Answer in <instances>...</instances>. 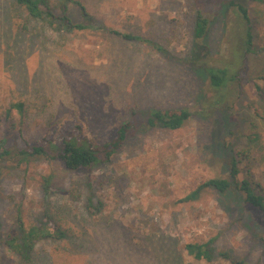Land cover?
<instances>
[{"label":"rangeland","instance_id":"rangeland-1","mask_svg":"<svg viewBox=\"0 0 264 264\" xmlns=\"http://www.w3.org/2000/svg\"><path fill=\"white\" fill-rule=\"evenodd\" d=\"M80 1L105 27L165 52L96 29L66 33L29 22L27 30L25 12L0 0V153L70 137L100 146L131 112L137 125L110 161L78 171L46 156L0 157V264H170L176 256L228 264L219 256L195 262L183 249L209 239L216 252L264 264V218L243 206L234 186L183 201L199 184L228 178L232 155L237 182L250 174L264 188V0H245L256 52L241 68L240 24L224 0L209 7L203 41L194 38L195 0ZM70 13L80 20L75 6ZM194 55L207 66L238 67V81L211 88L190 64ZM15 103L22 112L8 114ZM180 108L193 115L177 130L143 126L153 110ZM17 217L66 237L39 240L21 261L5 245L18 233Z\"/></svg>","mask_w":264,"mask_h":264},{"label":"trees","instance_id":"trees-1","mask_svg":"<svg viewBox=\"0 0 264 264\" xmlns=\"http://www.w3.org/2000/svg\"><path fill=\"white\" fill-rule=\"evenodd\" d=\"M14 3L25 12L27 17V22L23 24L25 29L28 28L27 24L29 22H41L52 31H63L66 33L96 29L107 31L127 41L146 43L159 53L165 52L157 42L138 35L119 32L105 27L91 15L86 5L80 0H57L56 5H54L52 0H14ZM218 3L219 0H195L194 38L196 40L203 41L205 39L210 25L209 15L212 12V10H209V7L213 4L217 5ZM222 3L231 8L239 20L240 35L238 38L236 57L238 67L241 68L247 57L256 52L253 44V32L248 8L245 0H224ZM71 6L76 7L80 16L79 21L73 19L70 13ZM196 57L194 55L190 59V64L195 68L197 66L198 72L205 76L211 88L215 90L226 89L229 85L235 84L238 81V67L236 69L229 68L228 66L222 68L207 66L206 63H198ZM254 88L257 90L259 96L263 95L262 89L258 84H254ZM12 109L21 113L23 105L21 103L11 104L7 109V113L9 114ZM130 115V119L127 122L117 127L115 136L100 146L92 144L85 138L70 137L63 139L59 143L50 141H46L45 143L40 142L15 151L2 148L0 157L4 158L7 156L10 159L16 158L18 163H24L37 156H46L59 160L70 171H78L93 165L102 164L110 161L111 157L124 145L131 131L137 127L135 123L136 114L131 112ZM192 115L193 112L189 108L157 109L148 114V117L143 121V126H158L163 129L177 130ZM228 170V178L209 179L199 184L183 201L187 202L198 199L200 193L207 188L214 190L220 195L228 193L234 186L237 189L236 191L240 196L239 198L243 206L258 212L264 218L263 186L260 184L255 185L253 182L254 179L250 174L240 182H237L236 177L239 173V168L238 160L234 155L229 159ZM17 220L18 233L14 236L8 235L5 239V245L21 261L29 262L32 259V256L35 254V245L39 240H62L66 237L65 233L59 227L54 226L53 229H48L46 226L41 225L25 227L20 217H17ZM183 249L187 256H190L195 262L211 263L215 256H219L228 264H247L245 259L235 257L229 252H216L214 239H209L205 242H189L183 246ZM170 264L185 263H183L180 257L176 256L170 259Z\"/></svg>","mask_w":264,"mask_h":264}]
</instances>
